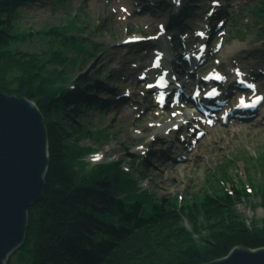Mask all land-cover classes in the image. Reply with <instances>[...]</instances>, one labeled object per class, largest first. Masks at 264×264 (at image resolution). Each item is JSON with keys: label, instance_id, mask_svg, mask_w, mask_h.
I'll use <instances>...</instances> for the list:
<instances>
[{"label": "rangeland", "instance_id": "rangeland-1", "mask_svg": "<svg viewBox=\"0 0 264 264\" xmlns=\"http://www.w3.org/2000/svg\"><path fill=\"white\" fill-rule=\"evenodd\" d=\"M183 2L30 0L16 5L10 18L11 30L24 34V39L13 46L41 56L47 50L62 49L73 58L66 76L67 80L75 77L72 80L77 84L75 88L85 90L81 81L87 78L99 84L87 93L90 104L83 105L78 110L79 116L70 119L88 131L76 139L79 145L91 149L84 164L76 165L78 175L86 174L87 163H114L133 176L139 190L145 189L158 202L176 196L181 204L206 191L227 192L234 188L246 193L234 203L236 214L246 224L260 227L264 208L258 205L255 190L264 183V160L258 159L264 154V104L247 121L209 127L194 144L177 142L174 132L164 135L165 140L150 143L156 131L155 127L147 126L152 121L148 115L155 110L145 101L139 87L138 65L147 64L151 58V43L145 36L157 35L159 24L171 29L177 23L182 30L190 31L191 37L205 25L204 16L212 0ZM254 4L255 0H220L221 6L216 9H220L217 17H223L224 44L213 57L219 59L221 68L238 65L249 73L259 74L257 81L264 92V33L252 15L243 11ZM174 5L182 9L178 16ZM217 17L214 20L220 25ZM52 27L66 34V41L71 38L77 41L76 50H81L78 55L54 41L56 35L44 34ZM129 36L140 37V41L123 44ZM213 37L210 36L209 43ZM86 49L87 53H81ZM227 53L238 55V60L223 64V55ZM208 68L204 66L202 72ZM56 70L55 67L48 75L50 80ZM60 121L69 122V117L62 116ZM147 143L149 152L143 155L141 146ZM166 155L171 158H165ZM222 163L225 164L220 167ZM7 264H18L14 254Z\"/></svg>", "mask_w": 264, "mask_h": 264}, {"label": "trees", "instance_id": "trees-1", "mask_svg": "<svg viewBox=\"0 0 264 264\" xmlns=\"http://www.w3.org/2000/svg\"><path fill=\"white\" fill-rule=\"evenodd\" d=\"M28 1L0 0V90L35 102L47 133L44 190L27 209L28 227L23 246L14 253L16 262L206 264L236 246L264 247V216L258 227L246 224L234 210V203L246 195L243 191H206L179 205L176 198L158 202L138 191L133 176L114 163L96 166L86 172L88 177L78 175L76 165L91 149L76 139L88 131L70 119L79 116L88 97L83 92L71 94L64 87L73 58L62 49L47 50L41 56L13 46L24 34L11 30L10 18L16 5ZM250 13L264 31V0H255ZM44 34L56 35L54 41L74 54L81 51L76 50L77 41H66L67 35L58 28ZM55 67L58 70L50 80ZM81 82L85 92L92 91L90 79ZM62 116L69 117V122L60 121ZM255 191L258 205L264 208V183Z\"/></svg>", "mask_w": 264, "mask_h": 264}, {"label": "water", "instance_id": "water-1", "mask_svg": "<svg viewBox=\"0 0 264 264\" xmlns=\"http://www.w3.org/2000/svg\"><path fill=\"white\" fill-rule=\"evenodd\" d=\"M47 133L35 102L0 90V264L25 241L27 209L44 190ZM206 264H264V247L232 248Z\"/></svg>", "mask_w": 264, "mask_h": 264}, {"label": "bare ground", "instance_id": "bare-ground-1", "mask_svg": "<svg viewBox=\"0 0 264 264\" xmlns=\"http://www.w3.org/2000/svg\"><path fill=\"white\" fill-rule=\"evenodd\" d=\"M172 1V0H171ZM182 10V9H181ZM181 10H179V7H176L175 5H174V11H176V16H178V14H179V12L181 11ZM209 24V23H208ZM171 31L173 32V36L171 37V33H170V30L167 32V37H163V38H161V39H159V41H160V43H161V45L163 46V45H166V44H168V42H169V39H174V40H177L178 38H177V36H176V33L178 34V32H179V34H181V31H184V30H182L181 28H180V26L177 24V23H175L174 24V27H172L171 28ZM183 41H184V39H182ZM218 41L219 40H217V41H215L214 43H213V47L218 43ZM172 44H176V43H178V41H174V42H171ZM170 44V43H169ZM168 44V45H169ZM133 48V47H132ZM232 53H227V54H224V60H223V62L224 63H229L232 59H237L238 58V56L236 55H231ZM234 54V53H233ZM208 56V55H207ZM215 69H218L217 68V66H213ZM181 72H183V70H180V71H178L177 73H181ZM193 72V71H192ZM192 72H190L187 76H185V78H184V81H186V80H188V79H190V77H191V74H193ZM227 79H230V81L231 80H233V78H232V76H231V74L227 77ZM231 83H233V81L231 82ZM234 112H236L237 111V108H235L234 110H233ZM123 115H124V113H122ZM234 118H236L235 116H234ZM44 120V119H43ZM44 122V121H43ZM165 124V123H164ZM163 124V125H164ZM45 125V124H44ZM48 153V152H47ZM47 160H48V156H47Z\"/></svg>", "mask_w": 264, "mask_h": 264}]
</instances>
